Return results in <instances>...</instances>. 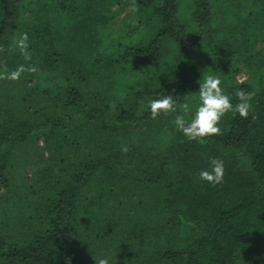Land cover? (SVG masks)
Segmentation results:
<instances>
[{
  "label": "trees",
  "instance_id": "16d2710c",
  "mask_svg": "<svg viewBox=\"0 0 264 264\" xmlns=\"http://www.w3.org/2000/svg\"><path fill=\"white\" fill-rule=\"evenodd\" d=\"M209 74L249 113L189 140ZM100 260L264 264V0H0V261Z\"/></svg>",
  "mask_w": 264,
  "mask_h": 264
},
{
  "label": "clouds",
  "instance_id": "9594fccd",
  "mask_svg": "<svg viewBox=\"0 0 264 264\" xmlns=\"http://www.w3.org/2000/svg\"><path fill=\"white\" fill-rule=\"evenodd\" d=\"M135 11V9H132ZM14 46L22 55L27 56L28 48L27 33H20L19 37L14 39ZM24 65H18L14 70L5 73L9 80H16L24 71ZM199 103L194 110L190 109L188 104H183L185 112H191V119L186 120L184 116L177 115L174 119V125L187 139L196 140L202 137L219 133L218 121L226 112L239 114L241 117H247L250 109L251 93H246L243 89H237L235 96L238 102L233 105L229 95L225 94L221 88L219 76L207 75L203 82H199ZM148 108L151 115L155 118L161 112L175 111L174 101L171 96H162L158 99H152L148 102ZM121 151H127L123 146ZM223 162L216 158H210L207 167L201 169L198 173L199 179L207 181L210 184H218L223 179ZM0 264H4L0 261ZM98 264H105L100 260Z\"/></svg>",
  "mask_w": 264,
  "mask_h": 264
},
{
  "label": "rangeland",
  "instance_id": "374dc122",
  "mask_svg": "<svg viewBox=\"0 0 264 264\" xmlns=\"http://www.w3.org/2000/svg\"><path fill=\"white\" fill-rule=\"evenodd\" d=\"M182 6H184L185 8H187V6H188V2H185ZM123 13H121V15H122ZM236 79H243V77H241V75H237L236 76Z\"/></svg>",
  "mask_w": 264,
  "mask_h": 264
}]
</instances>
